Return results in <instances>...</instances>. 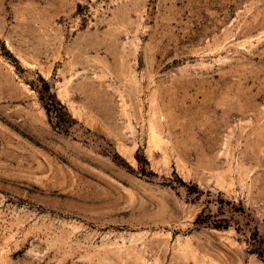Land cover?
Returning <instances> with one entry per match:
<instances>
[{
  "label": "rangeland",
  "instance_id": "374dc122",
  "mask_svg": "<svg viewBox=\"0 0 264 264\" xmlns=\"http://www.w3.org/2000/svg\"><path fill=\"white\" fill-rule=\"evenodd\" d=\"M197 189L264 243V0H0V264H264Z\"/></svg>",
  "mask_w": 264,
  "mask_h": 264
},
{
  "label": "trees",
  "instance_id": "16d2710c",
  "mask_svg": "<svg viewBox=\"0 0 264 264\" xmlns=\"http://www.w3.org/2000/svg\"><path fill=\"white\" fill-rule=\"evenodd\" d=\"M44 83V82H43ZM45 88L47 84L44 83ZM48 116L50 117L51 110L47 105L45 107ZM198 192L187 193L189 203H203L204 207L197 214L193 225L196 229L210 228L215 230H226L233 227L237 234L243 235L249 240L251 245L254 247L253 253H255L264 262V243L260 240L259 227L257 223H253V220L245 217L247 216L245 207L239 203L234 204L232 202L223 200L221 194H218L217 202L207 200H201L204 193L209 196V192H202L197 189ZM204 201V202H203ZM218 204L216 207V213H212L209 210L210 205ZM224 205L230 206L227 210ZM229 214L226 216V214ZM226 213V214H225ZM244 221V222H241Z\"/></svg>",
  "mask_w": 264,
  "mask_h": 264
},
{
  "label": "bare ground",
  "instance_id": "6f19581e",
  "mask_svg": "<svg viewBox=\"0 0 264 264\" xmlns=\"http://www.w3.org/2000/svg\"><path fill=\"white\" fill-rule=\"evenodd\" d=\"M153 135V134H152ZM153 137V136H152Z\"/></svg>",
  "mask_w": 264,
  "mask_h": 264
}]
</instances>
